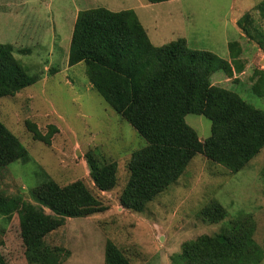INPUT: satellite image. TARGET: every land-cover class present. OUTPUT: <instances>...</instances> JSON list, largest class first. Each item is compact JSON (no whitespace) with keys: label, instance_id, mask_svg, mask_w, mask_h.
Returning a JSON list of instances; mask_svg holds the SVG:
<instances>
[{"label":"trees","instance_id":"16d2710c","mask_svg":"<svg viewBox=\"0 0 264 264\" xmlns=\"http://www.w3.org/2000/svg\"><path fill=\"white\" fill-rule=\"evenodd\" d=\"M146 1L156 4L169 0ZM253 9L264 20V1ZM236 24L264 53V31L251 13H245ZM242 42L228 43L227 61L208 51L191 50L184 38L154 46L133 10L112 12L93 7L77 13L68 67L84 64L91 88L145 142L126 162L127 184L116 197L123 210L143 211L183 176L198 154L234 174L264 148V111L245 102L225 82L218 85L211 80L216 71H222L225 81L237 84L235 75L242 74L245 66L240 58ZM26 68L14 57L11 45L0 44V98L12 97L38 80ZM250 79L251 92L264 96V69H255ZM188 114L210 121L208 138L199 140L185 122ZM25 128L34 141L47 146L57 132L50 125L43 134L30 121H25ZM83 158L91 188L82 180L59 185L43 174L44 180L30 191L34 203L0 190L2 226L12 219L16 226L11 242L5 227L0 229V264H62L69 251L49 245L46 237L62 229L69 218L85 219L108 211V201L101 194L118 186L117 163L93 150ZM28 160L26 148L0 121V170ZM261 177L264 194V165ZM198 215L204 223L221 226L217 233L184 242L182 264L260 263L264 241L260 244L254 238L257 227L251 213L229 218L226 208L212 198ZM103 264L133 262L126 251L108 239Z\"/></svg>","mask_w":264,"mask_h":264},{"label":"rangeland","instance_id":"374dc122","mask_svg":"<svg viewBox=\"0 0 264 264\" xmlns=\"http://www.w3.org/2000/svg\"><path fill=\"white\" fill-rule=\"evenodd\" d=\"M262 1L169 0L150 5L146 0H0V44L11 45L14 57L28 68V74L38 77L14 96L0 98V121L19 139L29 157L25 164L17 161L0 170V190L34 203L30 191L44 180L43 174L59 185L82 180L91 188L83 157L92 150L118 167V186L101 194L108 201V211L85 219L69 218L62 229L46 237L49 245L69 251L62 264H103L108 239L126 251L133 264H182L184 242L219 231L220 223L207 224L198 217L201 207L212 198L226 208L229 218L251 213L257 227L254 238L260 244L264 241V148L234 174L198 154L183 176L143 211L123 210L116 197L127 184L126 162L145 142L91 88L84 64L67 65L80 10H133L154 46L186 38L191 50L208 51L228 61V43L242 40L240 58L245 66L242 74L235 75L237 84L225 81L222 71H216L211 80L218 85L225 82L245 102L264 111V96L254 95L250 89L252 72L264 69V53L236 24L245 13H251L264 31V20L253 9ZM25 50L28 52L23 53ZM25 121L36 124L43 134L48 126L56 127L50 146L34 141ZM185 122L200 141L209 137L211 124L203 116L188 114ZM4 227L11 242L15 220L8 225L4 222ZM259 264H264V256Z\"/></svg>","mask_w":264,"mask_h":264},{"label":"crops","instance_id":"0c3cea01","mask_svg":"<svg viewBox=\"0 0 264 264\" xmlns=\"http://www.w3.org/2000/svg\"><path fill=\"white\" fill-rule=\"evenodd\" d=\"M171 1V0H170ZM150 5H152V4H150ZM237 21V20H236ZM186 39V38H185ZM151 41V40H150Z\"/></svg>","mask_w":264,"mask_h":264}]
</instances>
